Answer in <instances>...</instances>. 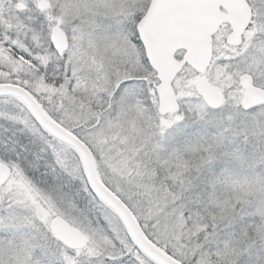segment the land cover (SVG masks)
I'll use <instances>...</instances> for the list:
<instances>
[{
    "label": "snow or ice",
    "instance_id": "1",
    "mask_svg": "<svg viewBox=\"0 0 264 264\" xmlns=\"http://www.w3.org/2000/svg\"><path fill=\"white\" fill-rule=\"evenodd\" d=\"M0 264H264V0H0Z\"/></svg>",
    "mask_w": 264,
    "mask_h": 264
}]
</instances>
